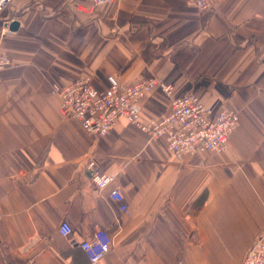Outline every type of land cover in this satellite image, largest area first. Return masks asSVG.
Listing matches in <instances>:
<instances>
[{
    "label": "crops",
    "instance_id": "obj_1",
    "mask_svg": "<svg viewBox=\"0 0 264 264\" xmlns=\"http://www.w3.org/2000/svg\"><path fill=\"white\" fill-rule=\"evenodd\" d=\"M0 50V264H92L80 243L98 229L112 244L96 264H242L264 237V0H12ZM86 76L171 84L140 102L145 122L194 93L240 125L224 151L183 160L125 118L96 137L51 92ZM91 160L121 172L98 197Z\"/></svg>",
    "mask_w": 264,
    "mask_h": 264
},
{
    "label": "built area",
    "instance_id": "obj_2",
    "mask_svg": "<svg viewBox=\"0 0 264 264\" xmlns=\"http://www.w3.org/2000/svg\"><path fill=\"white\" fill-rule=\"evenodd\" d=\"M119 0H92L98 7ZM201 10L216 7V0H189ZM12 0H0V11ZM12 61L0 50V71L8 68ZM161 88L171 95L173 86L157 77H149L129 86L111 80L110 86L99 89L90 77H81L64 85H53L51 92L60 100L64 114L73 116L89 134L99 137L108 134L116 121L127 119L151 137H163L171 154L178 160L205 151H224L231 134L240 125L239 113L226 107H212L204 104L194 93L182 94L171 100V111L162 119L145 122L142 119L140 102L154 89ZM88 169L95 186V195L116 184L121 172L105 173L91 160ZM111 197L123 202L119 188L111 191ZM120 197V198H119ZM126 210L125 205H121ZM63 237L73 233L72 225L64 220L59 226ZM75 243V240H73ZM112 238L105 229L95 231L91 239L80 243L92 264L98 263L110 251ZM242 264H264V237L255 242Z\"/></svg>",
    "mask_w": 264,
    "mask_h": 264
},
{
    "label": "bare ground",
    "instance_id": "obj_3",
    "mask_svg": "<svg viewBox=\"0 0 264 264\" xmlns=\"http://www.w3.org/2000/svg\"><path fill=\"white\" fill-rule=\"evenodd\" d=\"M3 52V51H2ZM206 152H209V151H206ZM89 258V257H88Z\"/></svg>",
    "mask_w": 264,
    "mask_h": 264
}]
</instances>
